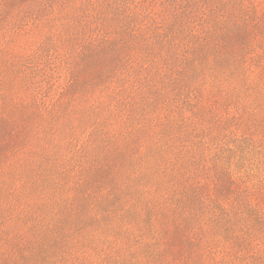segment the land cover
<instances>
[{
    "label": "trees",
    "instance_id": "16d2710c",
    "mask_svg": "<svg viewBox=\"0 0 264 264\" xmlns=\"http://www.w3.org/2000/svg\"><path fill=\"white\" fill-rule=\"evenodd\" d=\"M44 4L74 47L65 97L50 106L53 121L36 112L44 129L23 158L53 201L43 203L44 239L25 240L22 258L40 242L42 264H94L104 234L130 228L185 264H228L252 246L264 224V155L254 141L235 146L253 168L233 167L226 145L197 132L193 93L216 87L264 105V0H35V14ZM20 179V189L36 181ZM40 212L16 205L0 264H12L20 246L15 225Z\"/></svg>",
    "mask_w": 264,
    "mask_h": 264
},
{
    "label": "rangeland",
    "instance_id": "374dc122",
    "mask_svg": "<svg viewBox=\"0 0 264 264\" xmlns=\"http://www.w3.org/2000/svg\"><path fill=\"white\" fill-rule=\"evenodd\" d=\"M34 1L0 0L1 245L4 244L5 234L12 230L13 222L8 221L15 219L16 205L27 211L26 214H34L35 209L39 207L42 211L40 219L36 220L33 215L21 219L15 225L14 232L18 238L15 243L20 246L13 255L12 264H42L36 249L40 242L28 256L24 255V258L21 246L25 245V240H33L35 236L44 239L39 232L46 224L44 220L49 211L47 207L44 208L43 203L47 198L51 199L48 203L53 201V198H50L53 188H43L37 181L39 177L35 172L25 171L23 158L30 156L32 144L37 142V130L44 129L43 125L37 126L39 119L36 112L39 111L44 118L53 121L49 112L50 106H57V111L60 104L57 105L55 100L60 101L65 97L67 77L64 67L71 57L70 49L74 47L61 18L48 9L46 3L42 11L35 14ZM81 75L83 76V72ZM201 89L203 93H199ZM193 95L199 99L200 111L196 112L194 119L200 122L197 132L201 138L204 141L226 145V154L231 158L234 156L233 167L243 165L245 170L253 168L251 159L242 164V161L239 162L240 158L236 157L234 147H246L254 141L252 143L257 151L264 155V105L245 95L225 96L220 93L219 88L204 85L202 88L199 86L198 92ZM206 136L208 138H205ZM21 173L36 178L31 187L20 189ZM9 202H13V208L7 215ZM18 224H21L18 228L20 231L16 229ZM254 230L256 233L252 231L250 239L252 246L246 241L241 251L238 249L228 264H263L251 252L257 250L264 260V224L255 226ZM25 231L27 233H23ZM104 235L106 237L101 238L103 245L93 254L94 264L114 262L116 255L124 257L122 264H185L186 258H181L178 262L168 247L162 251H154L149 242L141 237L140 231L130 228L127 231L122 229L117 230V233L109 232ZM49 242L44 241L45 244ZM53 253L58 260H64V248H55Z\"/></svg>",
    "mask_w": 264,
    "mask_h": 264
}]
</instances>
